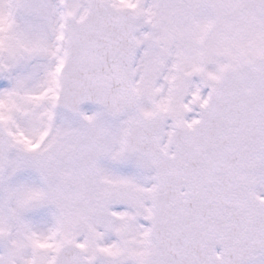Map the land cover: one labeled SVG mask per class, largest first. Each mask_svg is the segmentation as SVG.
<instances>
[{"label":"snow or ice","instance_id":"snow-or-ice-1","mask_svg":"<svg viewBox=\"0 0 264 264\" xmlns=\"http://www.w3.org/2000/svg\"><path fill=\"white\" fill-rule=\"evenodd\" d=\"M0 264H264V0H0Z\"/></svg>","mask_w":264,"mask_h":264}]
</instances>
